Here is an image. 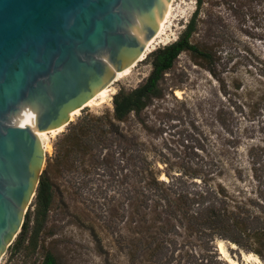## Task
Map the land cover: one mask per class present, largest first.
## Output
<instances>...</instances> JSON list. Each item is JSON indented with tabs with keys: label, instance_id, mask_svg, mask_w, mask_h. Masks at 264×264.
I'll use <instances>...</instances> for the list:
<instances>
[{
	"label": "rangeland",
	"instance_id": "obj_1",
	"mask_svg": "<svg viewBox=\"0 0 264 264\" xmlns=\"http://www.w3.org/2000/svg\"><path fill=\"white\" fill-rule=\"evenodd\" d=\"M195 14L190 40L203 53L182 51L159 82L161 95L140 115L116 121L114 97L146 81L153 54L115 82L111 100L76 116L74 123L93 127L92 143L69 125L50 138L42 175L49 166L52 201L44 225L35 232V195L26 239L19 246L15 240L1 264H41L47 253L57 264H230L219 240L238 264H255L245 258L254 250L218 236L208 241L198 221L180 211L173 226L164 220L167 206L185 207L186 195L200 199L208 191L218 207L226 202L264 217V0H176L170 40L150 52L179 39ZM111 121L119 132H111ZM196 205L190 207L205 217Z\"/></svg>",
	"mask_w": 264,
	"mask_h": 264
},
{
	"label": "water",
	"instance_id": "obj_2",
	"mask_svg": "<svg viewBox=\"0 0 264 264\" xmlns=\"http://www.w3.org/2000/svg\"><path fill=\"white\" fill-rule=\"evenodd\" d=\"M172 0H0V258L16 240L46 161L44 133L67 127L145 54Z\"/></svg>",
	"mask_w": 264,
	"mask_h": 264
},
{
	"label": "trees",
	"instance_id": "obj_3",
	"mask_svg": "<svg viewBox=\"0 0 264 264\" xmlns=\"http://www.w3.org/2000/svg\"><path fill=\"white\" fill-rule=\"evenodd\" d=\"M195 30L196 14L195 17H193L189 21L185 31L182 33L179 39L170 44H166L162 47L156 48L154 51L149 53L148 57H150L152 54L154 55L153 70L146 81L136 88L130 90L129 92L120 91L114 97L115 109L113 118L116 121L124 122L133 112H135L137 115H140L144 107V103L146 105V102L152 96L161 95L162 91L161 87L159 86V82L163 78L165 72L173 67L174 61L182 51L192 50L194 53H203V51L196 44H193L190 40ZM205 56H208V53L206 51ZM110 125L111 132H119L118 130L120 129V126L118 124L116 125L115 121H111ZM68 127L71 129L72 134L78 135L79 137H81L82 135H88L87 137L90 143H92L90 133L93 127L90 130L88 128H85L84 125H78L74 122H71ZM88 130L90 132L87 134ZM144 163L146 165L145 161ZM49 169L50 167L48 166V168H46L45 170L46 172L41 176V180L36 193L37 207L35 210V220L37 222L36 227L38 228L35 232L37 233L40 232L41 227L44 225V221L52 201L51 183L47 174V171ZM155 182L165 183L166 180H161L159 178L155 179ZM151 189L152 188H150V190ZM150 190H144V193L148 194ZM214 196L215 195L211 191L205 192V195L201 194V196L199 197L200 199L186 195L187 198L185 199V207H180L178 205V207L174 209L170 206H167L168 211L167 213H165L166 216H164V220L166 222H169L170 226H173V224H171L172 217L177 216L178 212L180 211L189 219H195L198 221H194V227L199 226L198 229L204 230L205 235L209 237L208 241L214 240L216 236L224 239H229L241 248H244L248 251L254 250L262 259H264V217L261 215V213L251 212L247 209L235 212L227 205L226 202H224V206L218 207L215 202H209L212 197L214 198ZM187 199L188 201L190 200L188 203ZM172 201L173 200H170L166 203L170 204ZM191 203H196V206H198L201 210L205 209V217L203 215H200V210L197 212L192 210V208L190 207ZM203 205H205V207H203ZM134 212L136 211H133L131 215ZM30 221L31 214L30 212H27L22 231L16 238V246H19L20 243L26 239V235L30 230ZM161 228H164V225L161 226ZM252 237L256 240L259 247H252V244L249 242V239ZM131 240L134 243L136 241V238H131ZM130 243L131 242H129V244ZM156 252L158 253L159 250H157ZM130 253L133 256L134 261L136 253L134 251H130ZM41 264H57V261L54 255H52L51 253H47L43 257V261ZM161 264L166 263L162 262Z\"/></svg>",
	"mask_w": 264,
	"mask_h": 264
},
{
	"label": "bare ground",
	"instance_id": "obj_4",
	"mask_svg": "<svg viewBox=\"0 0 264 264\" xmlns=\"http://www.w3.org/2000/svg\"><path fill=\"white\" fill-rule=\"evenodd\" d=\"M175 1L176 0H172L170 8H169V12H168V16L167 19L164 21V23L161 25V27L159 28V30L157 31V34L151 39V41L148 44V48L145 52V54L139 59V61L135 62L133 65L125 68L124 70H122L121 72H119L117 74V77L113 80V82L103 86L101 89H99L95 95L81 108H78L77 110H75L72 114H71V121L73 122L74 119L76 118V116L81 114V111L88 106H98L101 105L103 103H106L108 100L112 99L113 94L116 93V89L113 85H115L116 81H119L121 78H123L124 76L130 74L133 71V68H135L138 63L143 60L149 53L150 51L155 47V45L161 41V39L163 41H169L170 37L167 36L168 33V29L171 26L172 23V18L174 15V10H175ZM175 94L179 97L182 98L183 97V90L181 89H175ZM65 129V126H60L58 128H54L52 130H49L47 132L44 133V136L41 140L43 149L45 150V152L47 150H49L50 148V138L57 136L60 132H62ZM164 178V177H162ZM233 247H237V245L235 243H232ZM218 249L220 250V253L223 255V257L225 258V260H227L228 262H230V264H238V262L233 259L228 250L226 249L225 246V241L224 240H219L218 241ZM6 254V253H5ZM4 254V255H5ZM4 255L0 258V264L3 260ZM245 258L248 262L254 261L255 264L258 263H262L261 258L253 253H247L245 254Z\"/></svg>",
	"mask_w": 264,
	"mask_h": 264
}]
</instances>
